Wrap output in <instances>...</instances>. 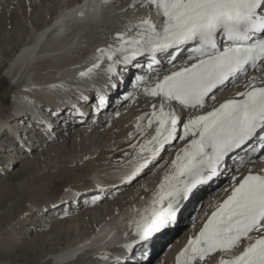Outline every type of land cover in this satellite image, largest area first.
<instances>
[{"label": "snow or ice", "instance_id": "obj_1", "mask_svg": "<svg viewBox=\"0 0 264 264\" xmlns=\"http://www.w3.org/2000/svg\"><path fill=\"white\" fill-rule=\"evenodd\" d=\"M137 5L147 14L97 48L94 62L79 76L91 78L105 65L107 83L116 89V81L123 83L135 69L142 74L133 76V88L154 101L136 124L141 135L155 126L154 134L130 145L136 154L124 182L135 180L167 146L184 143L150 206L131 222L136 240L124 247L134 252V244H146L176 224L185 202L226 176V198L206 216L176 264H206L215 254L218 264H264V168L252 167L264 161V0H133L129 7ZM240 84L243 90L218 99ZM95 98L97 109L106 106L105 95ZM130 98L134 93L124 97ZM47 130H53L51 123Z\"/></svg>", "mask_w": 264, "mask_h": 264}, {"label": "bare ground", "instance_id": "obj_2", "mask_svg": "<svg viewBox=\"0 0 264 264\" xmlns=\"http://www.w3.org/2000/svg\"><path fill=\"white\" fill-rule=\"evenodd\" d=\"M5 1L7 0H0V4L5 3ZM28 1H30L29 3L31 6V4H33V0ZM64 1H66V4H63L59 8L56 16L53 19H50L48 23L41 26L35 24L32 27L33 31L31 33L28 32L27 27V29L23 27L24 30H27L28 34H30L31 40L29 42H25L21 47V51L9 60L10 64L7 70L9 75L13 76L19 90L14 93V102L11 105L13 115L8 116L5 114L3 118L0 119V140L5 135H8V133L15 134V129L13 128L25 120V117H19L15 114V109H20L19 111H33L35 106H39L41 104L42 107L46 108V111L49 112L58 111L59 109V114L64 121H69L66 122V124H70V122L75 124L80 123V120L82 119L81 115L71 112L74 108L79 110L82 109V106L76 107L74 99L83 97L87 92L86 90L79 91L74 88L86 89L89 84H98L104 78L106 88H108L109 85L107 83L108 76L104 71L105 65H102L101 69L97 70L91 78L81 79L79 73L86 70L94 62V56L97 48H102L107 44L112 43L113 36L117 31L130 27L132 24L137 22L139 17L147 14V8H141L139 5H137V8L135 9L130 8L129 5L133 2V0H118V5L116 3L108 4L103 0H88L83 5H81V1L78 4V0H73L72 2H69L68 0ZM18 2L23 4L24 0H9L10 4H17ZM26 8L27 7L25 6L24 9L21 8L22 10H19L24 13ZM58 13H60V19L55 24L54 22L57 19ZM7 20L10 21L11 18ZM7 20L0 21V29H3L5 24H8ZM109 31L110 35L107 34ZM3 66H5L4 63L0 61V70ZM39 67L41 68L39 69ZM38 69L41 70V72L37 74L36 72ZM34 74L37 75L33 76ZM60 80L62 82H59ZM116 82L121 85L119 81ZM61 85L63 87H60ZM114 90L115 89L110 88V91ZM238 90H243L242 84L235 87H229V89L221 94L218 99L222 100L223 98L231 97ZM127 94L128 93L122 94L123 100L120 103L121 107H124L129 100L124 99ZM118 97L119 96H117V98ZM153 102L154 101L151 99V101L147 102L148 106L146 107H144L143 104H139L140 109L134 106V111L129 112V109H127L123 111V113L121 112L122 114L120 113L121 115L119 114L120 116H118L120 117V121L123 122L121 125H117L116 123L113 126L112 124L110 126L109 122H111L114 115H107V113H105V115H101V117L96 120L95 124H92V120L89 121L86 118L85 123L88 124L84 123L86 126L71 125L66 133L72 132L71 130H81V132H79L80 137L89 136L92 141L96 140L98 137L96 135H99V133L102 132L104 135L102 136L100 134L101 136H99L98 139L99 141H102V139L104 140L102 147L99 149L96 147V149L92 148L91 146L88 147L81 157L77 158V160L74 159V163L66 165L63 171L57 172L60 176H52L50 184L42 187L38 192L42 193L45 189H51V187H54L55 183L61 182L63 187L66 184H72L68 194L64 195V199H70V196L71 198L78 196L80 199H87L90 196L93 197L92 200L88 201V203L83 201L85 202L83 204L81 201V204L78 205L79 208L77 213L82 210V206H85L87 211L85 212V217L82 220H79L78 217H72L75 221L84 222L85 218L90 220L93 215L98 213L102 214L105 210L100 209V206L104 205L105 201L110 197V195L112 196L116 190H119L118 194L125 193V196L128 197L129 200L128 205H125L126 208H124V205H117V212L109 219V221L105 224L100 222L101 226L98 227V224L88 236L81 238L75 243L73 242V244L68 247H63L60 251H56L54 257H52L53 259L43 261L41 257L45 249L52 248L54 245L52 243L53 240L50 242L39 239L35 246H33V249L18 247V250L16 251L19 253V257L17 259L18 261H27V264H53V262L56 264H102L103 262L105 263V261L111 259L112 255H109V253H116L124 249V247L120 248L119 245L124 246L126 245V242L129 244V242L132 243V241H135L134 239H131L135 236L134 225L131 222L138 219L136 217L140 216L143 210L150 206L153 194L156 191L159 182L163 176L170 171V162L175 158L176 152L182 148L184 143L183 141H176L178 143L174 142L172 145H169L174 148L173 154L170 158L167 159L166 156L165 158L163 157L162 160H158V162L149 164V166L152 165L156 167V169L153 167L154 170H156L152 175L153 179L146 177V168L137 177L142 179L141 183L137 185L138 189L135 190V192L129 191L131 189V183L124 182L122 175L129 168L128 161L136 154L135 150L131 148L130 145L143 143L145 139H150L153 135L152 129L155 128V126H153L151 129H146V132L141 135V133H139L136 129V124L138 123L137 118L141 117L145 112L150 113L151 103ZM66 108L72 109L69 113H66L64 110ZM141 123L146 127V120L141 121ZM35 130L36 128L33 129V131ZM33 131L31 133H33ZM111 131H114L113 134L117 137L116 141H112ZM11 138L13 139L14 144H11L10 147L13 150H17V146L14 141L15 138L13 136H11ZM42 138L49 144H52L55 140L60 139L57 135L55 137L50 136ZM72 142H75V140L73 138L69 139V144H72ZM75 146L76 145H74V147ZM66 148H69V146L64 144L61 148L63 150L62 152H65ZM13 150H10V152ZM125 153L128 155L126 156ZM162 154L164 155V152ZM162 154L161 156H163ZM119 157H121V159L118 161L117 159ZM258 162H262L264 165V161ZM229 164H231V162H229ZM108 166L112 167L110 171L107 168ZM254 166L256 167V165ZM24 173L25 172L23 171L22 174ZM111 177H114L115 180H111ZM225 180L226 176H222L218 180L213 181L214 183L212 182L209 186H207L208 188L203 196L212 192L209 194V200L215 199V201L210 209V213L207 212L200 215V219L196 222V229L193 227L189 230V233L186 232L174 242L172 239H167L168 241L166 238L163 239L166 240V242H162L163 240L161 241V239H158V242L160 243L156 244V250L152 256L148 255L147 258L136 259V262L138 264H152L157 259V264H176L178 254L185 248L188 240L190 238H194L195 235L198 234L206 216L211 214L218 202H221L224 198H226V193L223 189L230 187V185L228 184L223 188ZM7 189L9 192L12 191L13 194L20 193L18 195L19 199L17 200L16 205H22L24 200L21 197L25 196V190L23 195L21 186L19 190H14L12 188H8L7 186L1 187L0 205L4 201L3 197L7 196V194L8 196H11L9 195ZM146 189V195H141ZM110 191H112V194ZM93 192H95V194L90 195V193ZM148 192L149 194H147ZM34 193L35 191H29V196L33 197ZM138 193H140L139 196L137 195ZM106 196L108 198H106ZM207 200L208 199H206V201ZM51 204L52 203L49 201L44 204H39L36 200L29 201L28 208L26 210L28 213L26 214L25 219H28L31 211H46ZM188 205L189 204L184 205L185 207L179 214L180 218L178 216L177 223H180L179 221L184 219L183 216L188 210ZM134 215H136V217H133ZM69 216L70 214H67V218ZM57 219L58 221L63 219V222L65 221V218L63 217H58ZM188 220L189 218H186V220L184 219V222L182 221L183 224L181 226L178 225L179 227L175 224L170 226L166 229V235L174 227H176V230L174 231L173 236L176 233H180L178 232L179 228L181 229L186 222H188ZM44 227L46 230L52 229L49 224L44 225ZM160 236L162 237V235ZM169 245H171L169 250L164 252ZM143 248H145V246ZM141 249L142 247H137L135 250L137 251ZM239 251L240 249H237L236 254H238ZM81 252H83L82 256L76 261H72L73 258L80 255ZM105 254L108 256L107 260L102 259V256ZM10 255L11 254H8V256ZM8 256L0 252V258H9ZM156 256L157 258L155 259L154 257ZM30 257H33V259L30 260ZM219 258V254H215L206 261V264H218Z\"/></svg>", "mask_w": 264, "mask_h": 264}, {"label": "rangeland", "instance_id": "obj_3", "mask_svg": "<svg viewBox=\"0 0 264 264\" xmlns=\"http://www.w3.org/2000/svg\"><path fill=\"white\" fill-rule=\"evenodd\" d=\"M68 1L72 2L73 0ZM29 2L30 1L28 0H24L23 4L18 2V5V3L10 4L9 0H7L5 1V3L0 4V21H6L7 19L11 18L10 21L7 20L8 24H5L4 28L0 29V61L5 65L0 70V119H2L5 114H7L8 116L13 115V112L11 111V105L13 103L12 98L14 94V85L6 74V69L10 64L9 60L21 51V47L25 42H29L31 40V36L30 34H28V32L31 33L33 31L32 27L35 24L41 26L45 23H48L50 19H53L56 16L59 8L63 4H66V1L64 0H33V4H31L30 6ZM24 5L28 8H26L24 12L25 15L23 11H21V8H25ZM23 27H27L28 32L27 30L25 31ZM110 31L107 33L108 35H110ZM40 68L41 67H39V69ZM38 70L36 72L37 74L41 72V70ZM37 74H34L33 76H36ZM59 82L62 81L60 80ZM129 92L134 93V98H130L124 105V107H121L120 105V107H116V110H114L111 114L114 116L111 122H109L110 126L111 124L113 126L116 123L117 125H121V123H123L122 121H120V117H118L123 113V111L127 109H129V112L134 111L135 108L133 107L135 106L139 108V104H143L144 107H146L148 106L147 102L151 101V99H148V97L142 95L143 93L140 89H134ZM115 98L116 95L112 96L110 98V102H114ZM187 118L188 116L186 115L185 120ZM15 127L13 129H15ZM60 128L61 127H56V132H58ZM71 131L72 132L69 133H66L67 131L59 133V135L57 136H59L60 139L55 140V142L52 144H49L45 139L42 138V136L31 133L27 146H33V148H35H32L30 152L27 151L26 153L22 152V148H17V150L11 152L6 150L7 146H11V144H14L13 139L11 138V136L13 135L12 133H8V135H5L0 140V188L3 186H7L8 188L19 190L21 186L23 195L25 190V196L21 197L24 200L22 205H16V202L19 199L18 195L20 193L13 194V192H9L8 189V193L11 196H8L7 194V196L3 197L4 201L2 200L3 202L0 205V252L4 253L6 256H8V254H11L10 256H8L9 258H0V264H27V261L17 260L19 257V253H17L16 251L18 250V247L33 249V246H35L39 239L50 242H52L53 240L52 243L54 245L52 246V248L45 249L41 255L43 261L53 259L52 257H54L56 251H60L63 247H68L69 245L73 244V242L75 243L81 238L88 236L98 224V227L101 226L100 222L105 224L107 221H109V219L112 218L114 214H116L117 205H124V208H126V206L128 205L129 199L127 196H125L126 194H118L119 190H116V192L112 196L110 195L109 198L106 196V198L108 199L105 201L104 205L100 206V209H103L105 211H103L102 214L98 213L93 215L92 219L90 220L88 218H85L84 222H82L75 221L72 218L78 217L79 220L84 219L85 212L87 211L85 206H82V210H80V212L74 213L68 218L66 216H62L63 218H65L64 222V219L60 221H58L57 219V221L55 222H52L50 220L51 216H53L54 214L51 213V209L56 207L60 203H67V201L69 200L64 199V195L68 194V191L71 189L72 184H66L63 187L61 182H57L55 183L54 187H51V189H45V191L42 193L38 192L42 187L50 184L52 176H60V174L57 172L63 171L66 165L74 163V159L77 160V158L81 157L83 153L88 149V147L91 146L92 148L96 147L97 149H99L102 147V143L104 141L103 139L102 141L98 140L99 136L104 135L102 134V132H100L99 135H96L98 136L96 140L92 141L91 137L89 136L81 138L79 133L81 132V130L76 129ZM113 132L114 131H111V136L113 139L112 141H116L117 137L113 134ZM43 137L46 138L45 136ZM71 138H73L75 142L69 144V139ZM178 142L180 141L178 140ZM64 144L69 146V148H66L65 152H62L63 150L61 148L64 146ZM74 145L76 146L74 147ZM173 151V147L167 146V150L164 151V155L162 154L163 156H161V158L158 160H162L163 157L165 158L166 156L167 159L170 158V156L173 154ZM120 159L121 157H119L117 160L119 161ZM158 160L155 162H158ZM262 166L264 165L261 162L256 163V167H252L254 171H259L261 168H264ZM153 167L154 166L150 165L146 170V177H148L149 179H153L152 175L156 171L154 170V168L156 169V167ZM107 168L109 169V171L112 169L111 166H108ZM23 171L25 172L24 174H22ZM111 180H115V178L111 177ZM141 181L142 179L140 178H136L135 180H133L131 182V186L129 185L131 187L129 191L135 192V190L138 189L137 185H139ZM228 184L229 179L226 177V180L223 183V188ZM29 191H35L33 197L29 196ZM146 192L147 189L141 195H146ZM110 193L112 194V191H110ZM210 193L211 192L207 193V195H209ZM93 194H95V192L90 193V195ZM147 194H149V192ZM137 195L139 196L140 193H138ZM92 198L93 197L91 196L87 198L86 203L89 200H92ZM72 199L73 198H71V200ZM32 200H36L37 202H39V204H44L47 201L51 202L52 204L46 209V211H31L29 213L30 216H28V219H25L26 214L28 213L26 210L28 208L29 201ZM84 203L85 202H83V204ZM57 208L58 206L55 209ZM133 217H136V215H134ZM136 218H139V216ZM192 219L193 218H190V220H188V222H186V224L181 229L179 228L178 232L180 233H176L173 236V242L179 239L180 236L185 234L186 232H190L189 230L193 228ZM182 221L184 222V219ZM182 221L180 220V223H176L175 225L181 226L183 224ZM46 224H49L52 229H44V225ZM169 248L164 252L168 251ZM33 257H30L29 259L32 260ZM157 263L158 261L156 260L152 264Z\"/></svg>", "mask_w": 264, "mask_h": 264}]
</instances>
